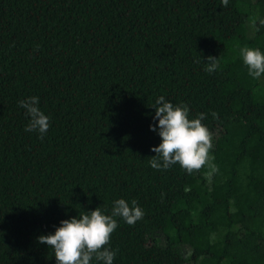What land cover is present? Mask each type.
<instances>
[{
  "label": "trees",
  "instance_id": "obj_1",
  "mask_svg": "<svg viewBox=\"0 0 264 264\" xmlns=\"http://www.w3.org/2000/svg\"><path fill=\"white\" fill-rule=\"evenodd\" d=\"M253 16L264 0H0V264H56L37 238L121 198L144 216L115 218L113 264H264V74L239 54L264 53ZM160 96L206 114L210 180L150 166Z\"/></svg>",
  "mask_w": 264,
  "mask_h": 264
},
{
  "label": "clouds",
  "instance_id": "obj_2",
  "mask_svg": "<svg viewBox=\"0 0 264 264\" xmlns=\"http://www.w3.org/2000/svg\"><path fill=\"white\" fill-rule=\"evenodd\" d=\"M221 3L227 7L229 0H221ZM248 24L253 31H259L257 25L264 27V19L253 16L249 18ZM239 54L248 74L259 79L264 74V53L259 48L244 46L239 49ZM204 61L206 72L217 70L219 58L208 56ZM18 104L29 117L25 131L38 132L39 138L43 140L50 122L39 107V97L29 96L21 99ZM153 108V120H158V124L150 125V130L158 132L161 142L151 148L155 155L149 160L150 166L156 170H167L179 164L188 174L206 167L208 171L205 178L210 180L218 167L210 154L213 133L202 123L206 114L198 113L190 119L187 105H173L164 96L158 97ZM212 117L217 119L218 114L213 112ZM143 216L144 212L136 200H132L130 206L121 198L114 201L111 214H105L101 207H97L80 213L78 217L60 221L54 234L41 235L37 239L53 250L56 264H92L93 260L97 264H113L118 250L111 249L109 245L112 233L118 227L115 218L120 217L131 226Z\"/></svg>",
  "mask_w": 264,
  "mask_h": 264
}]
</instances>
